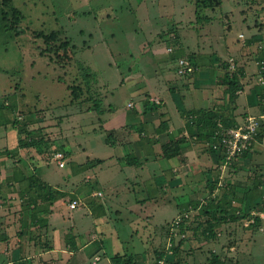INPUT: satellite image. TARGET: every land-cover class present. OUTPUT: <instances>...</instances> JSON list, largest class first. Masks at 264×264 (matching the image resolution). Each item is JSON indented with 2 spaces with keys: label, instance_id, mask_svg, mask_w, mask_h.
<instances>
[{
  "label": "rangeland",
  "instance_id": "1",
  "mask_svg": "<svg viewBox=\"0 0 264 264\" xmlns=\"http://www.w3.org/2000/svg\"><path fill=\"white\" fill-rule=\"evenodd\" d=\"M7 2L0 0V112L9 115L12 107L14 115L11 118L22 121L26 116L29 117L32 123L30 122L28 129L34 141L39 142L34 155L25 156L27 160L36 159V162L28 163L29 174L42 178L66 195L57 200L59 206L55 211L52 205L49 206V212L44 214L46 223L37 229L30 223L31 211L21 210L23 206L18 196L21 188L14 186V197L9 196L7 191H0V199L4 201L0 203V220L6 218L13 225L11 232L14 231V236L18 233L20 235L19 245L22 251L19 259L14 260L15 264H111L110 256L115 253H134L138 256V264H152L159 252L169 245L167 227L170 222L187 213L188 218L184 221L186 231L182 234L178 233L179 230L172 231L175 242L181 239L173 264H264V223L261 224L264 213L259 225L247 226L245 220L250 215H245L241 220L219 226L215 239L208 240L202 233L206 226L204 221L207 220L202 214L213 194L217 195V201L224 196L223 190L226 191V198L233 201L230 208L232 215L236 216L238 211L243 212L248 207L242 196L244 188L239 185L246 176L257 174L258 169L251 165V168L247 165L245 167L240 162L242 157L219 169L210 157L213 163L210 166L211 172L205 167L203 172L206 176L203 181L197 178L194 182H186L187 184L176 179L178 171L173 172L176 175L171 172L173 175L167 173L161 177L160 170L171 169L173 159H162L159 165L153 163L155 167L150 170L152 179L157 181L156 186L161 191L158 194L162 198L167 193L165 195L168 202L158 209V213L153 214L156 216L151 222L140 220V223L133 220L135 216L131 215L129 208L135 202V197H141L142 184L135 188V193L131 192L125 197L121 193L126 185L117 179L116 165L109 184L104 177L111 169L102 170L100 182L94 184L87 176L89 173L80 168L89 157H100L106 159L104 169L114 164L106 156L117 155L119 152L122 155V148L110 147L104 142L110 134L114 136L113 132L101 129L114 115L108 114L109 108L110 111L114 109V116L118 119L120 113L129 109L128 101L131 98L136 102L140 101V94L146 92L145 86L154 92H150V95L165 93L166 81L174 76L168 72L171 61L166 56V49L169 47L172 52L174 47L179 48L185 42L190 51L202 49L207 57L216 48L219 52L222 51V56H227L228 60L232 58L243 69L244 90L253 86L254 82L256 84V76L252 77V74L256 71L255 51L260 42L257 39H264V0H12L18 14L23 15L18 26L25 32L18 36L13 33L9 22L15 14ZM53 30L59 31L57 43L69 40L74 54L71 61L58 64L55 56L44 52L41 34H49ZM240 35L245 39L243 42ZM250 38L253 41L249 42ZM224 39L230 47L227 55L223 54L222 49L225 48ZM152 46L157 47L160 54L158 58H155L158 54L152 55ZM208 60L209 58L204 61ZM81 65L89 68V74H95L88 89L78 68ZM220 68L208 63L202 64L198 71L186 75L190 79L185 80L190 85L193 81L201 80L198 83L202 86L205 82L215 83V79L220 82L224 73ZM58 79H64L65 83ZM76 84L82 86L79 87V94L83 97L79 102L71 101L73 97L68 89L77 86ZM181 94L177 92L175 95ZM244 97H241L239 107L236 102L231 107L226 100L227 105L220 110L228 114L231 108L233 111L238 108L236 121H243V113L247 109ZM90 100H95L98 104L94 105ZM139 103L140 108L145 104L142 101ZM149 104L157 105L153 109L156 112L150 116L156 120L162 114L160 111H163L162 100L153 99ZM174 105L171 107L175 110L184 109L178 104L177 108ZM132 106L133 103L130 104ZM196 106L204 105L196 103ZM97 108L101 109L100 113L96 111ZM247 111L251 114L258 113L251 108ZM185 121L188 125L190 119ZM12 135L15 140L10 142V146L18 143V138L27 136L26 133L18 135L14 129ZM115 138L119 140L118 133ZM188 139L196 142V137L189 135ZM209 144L210 142L204 141L201 145L206 147ZM153 146L155 151L162 149L155 144ZM5 151L7 150L1 146L0 156ZM56 152H63L64 167H59L52 159ZM140 160L142 163L145 161L142 157L138 162ZM72 161L77 163L75 167L72 166ZM10 165L1 166V171L6 173L7 170H13ZM118 167L120 169L123 164L118 163ZM70 170L75 173L73 176L70 175ZM217 172L219 178L216 176ZM208 176L209 182L216 179L217 184L220 182L218 191L210 192L209 185H206ZM118 177L135 181L137 176L131 169H127L118 174ZM0 184L7 183L0 181ZM127 185L131 187L130 184ZM129 187L126 186L125 189ZM91 190L95 193L92 192L89 197H95L96 192L101 191L100 198L107 203L109 227L99 220H93L83 207L89 204L87 201ZM193 190L198 195L192 198L193 204H188V196L194 194ZM256 196L254 202L264 200L263 197L259 199L258 194ZM72 200L78 202L75 208L69 206ZM37 204L39 209L47 205L41 199ZM256 204L251 211L261 212L264 205ZM132 209L141 218L150 216L149 207L137 204ZM257 218L260 217L257 215ZM79 219L84 223L79 222L74 227ZM194 228L196 234H193ZM70 232L75 235L77 252L67 244V234ZM97 239L101 240L100 245L94 242ZM49 246L53 251L47 252ZM22 252L24 255H21ZM214 256L218 263L213 262Z\"/></svg>",
  "mask_w": 264,
  "mask_h": 264
},
{
  "label": "crops",
  "instance_id": "2",
  "mask_svg": "<svg viewBox=\"0 0 264 264\" xmlns=\"http://www.w3.org/2000/svg\"><path fill=\"white\" fill-rule=\"evenodd\" d=\"M224 40H225V48L224 47L222 48L224 50L223 54L227 55L228 53H230V47L228 45V41L226 39ZM182 45L183 46L179 48L174 47L172 52H170L171 50L169 51L171 47H169V49L168 48L166 49L167 50L166 56L168 60L171 61V66L169 67L168 72L173 73L174 76L171 78V80L166 81L167 90L165 87L164 88L165 93H163L162 95H160L159 93L150 95L151 91L149 90V88L147 89V86H145L146 92H144L143 94H140L142 97L140 101L144 103L147 101L151 102V100L153 99L162 100L161 108H163V111H160V114L161 113L162 114L158 117L160 118V121H158V118L155 120L150 117L152 113L154 114L156 112V111H149L148 106L151 104L149 103H148L149 105L144 104L143 107L140 108L139 107L140 101L136 102L132 98L128 101L129 109H126V112L120 113V116L118 119H116V117L114 116L115 115L114 109L110 111V108H109L108 114H114V115L111 116L109 120H107V123L104 124L101 127V129L105 130L106 132L107 131L113 132L114 136L111 135V137L106 138L104 142L110 147L113 146L119 149L122 148L123 149L122 155L119 152L117 155L112 154V155L106 156V157H109L111 159L110 161H113L114 164L104 169H103V166L105 165L104 161L106 159L100 158V157H89L87 160L102 159L103 160L102 163L93 165V166H88V167H84V166L80 167L82 168V170L89 173L90 176L89 175L87 176L88 178L89 177L91 178L90 179L91 182L94 181V184L100 182L99 179H101L100 173L102 170L111 169L106 173V176L104 177L106 182L109 184L110 178L114 174V166L116 165L117 168L115 170V173L117 174V179H119V181H122L124 183V186L126 185L127 187H129L127 184L131 185V187H129V189L127 190L125 189L126 186L125 188H123V192L121 194L125 195V197H127V195H129L131 192L135 193V188H137L138 186L142 184L143 186H141V191H142L141 197L140 198L135 197V202H133V205L131 206V208H129V212L131 213V215L135 216L133 220L136 223L137 222L140 223V220H145L143 222H146V221L151 222L156 216L153 214L155 212L158 213V209L163 207L164 203L166 205L168 202L167 200L168 198L165 195L167 193L165 194L161 193L163 194V198H162V196L158 194V192H161V191H159L156 186L157 181L152 179L153 177L152 171L150 170H152L155 167V166L153 167V163L155 165L156 163L157 165H159V162H161L162 159H173V166L171 167V169L169 170L161 169L160 170L162 171L161 177L167 173H170L171 175H173L174 173H177L178 171L177 174L179 176L176 174L174 175L178 177L176 178L177 180L181 179V181L183 182L182 184H184L186 182L187 183L194 182V180L197 178H200L203 181L204 176H206L205 172H203L204 168L206 167L207 171L211 172L210 166L213 164L211 159L213 160V162H215L214 157L208 154L205 146L201 145L204 141L196 140V142L193 143L192 140L188 139L189 126L186 125L184 121L186 120L185 119L186 112L190 110H195V109H200V108L220 110V108H225L226 106L225 86L220 84L216 79L214 81L215 83L205 82L204 86L198 83V82H201V80L193 81V83L191 84L192 86H191L185 80V79H190V78L186 77V75L183 76L177 73L176 61L180 58H188L196 67H200V65L202 64L206 65L207 63L209 65H212L213 67H217L221 62L227 61L228 58L227 56H222L221 55L222 51L219 52V50H217L216 48H214L212 51V54L208 55L207 57V54L204 53L202 49L201 50L198 49V51L196 50L190 51L189 46L185 42H182ZM152 48H153V51H151L152 55L158 54L155 57V58H158L160 54L157 51V47L152 46ZM162 53L165 54L164 51ZM207 58H209V60L204 61ZM200 75H202V72H200ZM131 78H133V76H131ZM254 85H256L255 82H254ZM253 86H249L248 88L246 87V90H244L245 86L243 87L242 92L239 93L238 98L236 99L237 107H239L241 97L245 96L244 103L247 106V109L251 108V109H256L258 111L257 114H251L246 109L243 113L245 118L248 116L259 117L260 122L261 124H263V127H264V114H262L261 112L262 108H264V105L263 106L257 105L255 96L258 93L255 94L257 90L252 89ZM195 88H197V90ZM194 89L196 90L195 92H194ZM177 92L182 93V94L180 96H177L175 95L177 94ZM151 93H154V92H151ZM196 93H199V94L197 95ZM241 95H244V96H241ZM82 97L83 96H81L78 102L82 99ZM71 101H74V100L72 99ZM131 103H133L132 107H130ZM196 103L203 104L204 106H196ZM172 104L173 105L175 104L174 105L175 108H177L176 104H178L182 106V108L184 109L180 111L178 109L175 110L174 108L171 107ZM237 111H238V108H236L234 111L230 110L228 115L236 119L235 115L237 114ZM11 115H12V111L10 112L9 115L6 112H0V129H2L0 130V147L3 146L4 150H7L3 152L2 155L0 156V167L5 164L10 165L9 163H11L12 165L10 166L13 167V170L12 169L7 170L6 173H3L0 169V179H2L0 181L1 183L2 181H6L7 183L5 185L0 184V191L1 192L7 191L9 196L14 197V195H16L14 194L15 193L14 186L17 185L18 187L21 188V185L23 184V183L18 182L20 174L23 173L25 176L30 175L28 163L36 162V159L31 158L33 160H27L25 156L26 154H28L29 156H33L36 148L35 147H20L19 143H13V145L10 146V142L12 140H15V137L12 135L13 128L9 124L10 121L13 120V118L10 117ZM182 119H185V120H182ZM135 120H137V122H135ZM135 132H136V136H135ZM117 133L119 137L118 141L115 140L116 139L115 135ZM10 134L12 136H10ZM170 141L175 142V145L173 146V148L177 150V156H174L172 158H167L162 155V149H159V151L154 150V146H153L154 144L155 146H159L160 148H162V145L164 143L170 142ZM124 148H126V150ZM128 155L136 156L138 159L142 157L145 159V161L142 163L140 160V162H137V164L132 165V166L124 165L123 164L124 157ZM240 162H243L245 164V167L247 165L248 168H251L250 167L251 165V166L257 167L258 169L257 174H254L252 177L246 176L244 178L245 180L241 182V184L239 185L241 188H244L242 192V196L245 198L244 202L245 201L249 202L246 199V197L249 196L250 194H254V195L258 194L261 198L264 197V135H263L262 140L257 142V145L254 147L253 151H251L246 157L240 158ZM71 163L73 167H75L77 164L75 163V161H72ZM118 163H122L123 167H120L119 169ZM215 164L217 165V163ZM215 167L214 169H216ZM127 169H131V171L134 172L135 176H137L135 177L136 179L135 181L128 179V178L121 179L122 177L121 178L118 177V174H122V172L124 170L126 171ZM171 172L172 173L174 172V173L172 174ZM218 173L219 172H217L216 176H218L219 178ZM74 174L75 173L72 170H70V175L73 176ZM161 177H160V180H161ZM41 180L43 179L41 178ZM146 180H147V183L145 182ZM206 181H207L206 185H209V181H210L209 176H208V179H206ZM237 183H239V181H237ZM4 186L6 189H4ZM92 190H94V188ZM92 190L89 191L90 192L89 195L87 194L88 195L87 202L89 204H86L83 207L86 209V212L88 211V214L91 215L93 220L95 221L99 220L102 224H107L106 226L109 227L110 221L108 220V217H107L108 212H109L107 203L105 199L102 201L101 198L99 199V198L89 197L90 194L94 192ZM193 191H195L193 192L194 194H189L188 196L189 197V199L187 200L188 204H193L194 201H191L192 198L198 195V192L196 190H193ZM0 201L4 203V201H2L1 199ZM58 202L59 201L52 204L51 206L53 207L54 211H55V208L59 206ZM125 202H126V199L123 203L125 204ZM90 204L93 205L94 208H91ZM137 204H140V206L142 207L143 206L149 207L150 209H148V211L150 212L149 213L150 216L146 215L144 218H141L140 216H136L137 211L132 209V207L137 206ZM176 206L178 207V204H176ZM54 217L56 216L54 215ZM79 222L84 223L82 220L79 219L78 222L75 223V225L73 226L75 227L77 224H79ZM263 223L264 221H262L261 224L263 225ZM12 227L13 225L9 224V221L6 218H4L3 220H0V261H3L1 264H15L14 260L19 259V253L22 251L19 245L21 241L20 235L18 233L16 234V236H14L15 235L14 231L13 233L11 232ZM36 228L39 229L38 227ZM72 231H75L74 228H72ZM98 240L99 239L94 240V242H98ZM49 248H52V247L49 246L47 248V252L53 251L52 249H49ZM75 250L77 252L78 249H75ZM21 255H24L23 252L21 253Z\"/></svg>",
  "mask_w": 264,
  "mask_h": 264
},
{
  "label": "trees",
  "instance_id": "3",
  "mask_svg": "<svg viewBox=\"0 0 264 264\" xmlns=\"http://www.w3.org/2000/svg\"><path fill=\"white\" fill-rule=\"evenodd\" d=\"M7 1H8L7 5H9L8 7L11 8V11L15 14V16L11 17L9 22L12 24L11 28H12L13 33L18 36V35L25 32L23 28L18 26L19 19L23 15L18 14L19 11L13 5L12 0H7ZM208 4H211V3L208 2ZM41 37L43 38V42L45 45V47L43 49L44 52L52 54L53 56H55L56 63L63 64V63H66L68 61H71L74 58V54L72 53V47L69 44V40L65 39V40L57 43V41L59 40V38H58L59 37V31L53 30L49 34H41ZM251 39L252 38L249 39L250 40L249 42L253 41ZM257 40L260 41L259 43H261V41H264V39H261V38L257 39ZM256 55L260 56L261 58H264V51L259 52ZM218 66L224 70V73H223L222 78L220 80L221 82H219V83L225 86V94H226L227 104H231L232 105L231 107H233L235 102H236V99L238 98L239 93L242 92V89L244 87L243 82H242V78L244 76L243 69L240 66H237L236 63H234V66H235L234 69L230 70L228 60L221 62ZM194 67H195V65H194ZM78 68H79V71L81 73L83 83L85 84V87L88 89V86H90V82L93 81L92 77L95 74L94 73L89 74L91 72H90L89 68L87 69L86 66L81 65ZM195 68H196V70H195V72H196V71H198V69L200 67H195ZM256 75H257L256 71H254L252 77H254ZM58 81L65 83L64 79H58ZM76 85L77 86L68 87V89L71 90V96L73 97L72 99L74 101L79 100L82 96V94H79V93H81V88H79V87H82V86L80 84H76ZM259 88L260 87L257 85H254L252 87V89L257 90L255 92V94L258 93L255 96L257 105L263 106L264 105V89H262V88L259 89ZM258 89H259V91H258ZM89 99H87V100H89ZM90 101L92 102V100H90ZM93 101L94 102H92V103L94 105L98 104V103H96L97 101H95V100H93ZM148 103H149V101L145 102V104H148ZM156 107H157V105L153 104L152 106L149 105L148 109H149V111H153V109H155ZM235 107H236V105H235ZM1 108L2 107H0V109ZM11 109H12L11 110L12 114L14 115V109L12 107H11ZM232 109L233 108H231V111H233ZM96 111L100 113L101 109L97 108ZM261 112H262V114H264V108H262ZM228 114H229V112H228ZM228 114L223 113L220 110L202 109V108L190 110V111L186 112V114H185V118L190 119V122L188 124L189 135L192 137H196V140L210 142V144L208 146H206L205 148H206V151L214 157L215 163H217L216 168H218V169H219L220 165L222 164L224 158H223L220 151L215 150L211 147V142L217 141L216 133L218 132V127H217L218 122H220L223 127H230V126L236 125V119L234 117H230V115H228ZM30 122H31V120L29 119L28 116L23 118L22 121H20L18 118L14 117L13 120L10 121L9 124L11 125V127L13 129H15L17 131L18 135L20 134V136H21L23 133H26V135H27L26 138L25 137L24 138H22V137L18 138V143H19L20 147H33L34 146L37 149V147H38L37 145L39 144V142H35L34 139L32 138V133L28 129V125H30ZM263 135H264V127H263V124H261V122H260L258 135H257V142L262 140ZM110 137H111V134L107 138H110ZM174 145H175L174 141L164 143L162 145V155L164 157H167V158H172L174 156H177V150H175V148H173ZM250 152L244 153L241 157H246ZM236 160L237 159L233 160L232 164ZM102 162H103L102 159H93V160L90 159V160H86L84 162V164H82V166L88 167V166L100 164ZM123 162H124L123 163L124 165L132 166V165L137 164L138 159L135 158L134 156L128 155V156L124 157ZM18 182L23 183L21 185V190H19V192H18V196L21 199V204L23 206L21 210L27 211L29 209L31 211V213H30L31 214V221H30L31 225L41 228L40 225H42V224L44 225V223H46V219L44 218V214H47V212H49V210H48L49 206H51L52 203L57 201L59 198H62L66 195H65V193L53 188L50 184L41 180V178L39 179L38 177H35L33 174H30L28 176H25L23 173L20 174ZM209 190H210V192H213V193L218 191L217 179L215 181L209 182ZM32 192H33V194H31ZM223 194L225 197L222 196L217 201H216L217 195L213 194V196H212L213 198L205 206V211L202 214V216L206 217V219H207L204 221L206 226L202 230V233H203V235L206 236V238H209L208 240H212V239H215L217 237L216 229L219 226H221L223 224L232 223V222L241 220L244 217H246L247 215L249 216L251 210H253L255 207V203H257L256 206L257 205L258 206L264 205L263 199H261L260 202L259 201L254 202V200L257 196L254 194H250L249 196L246 197V199L249 201L246 203L247 204L246 206H248V207L244 208L243 212L241 210H240V212L238 211L237 215L235 216L234 214L232 215L230 212V211H232L230 209L232 206V203H233L232 199L226 198L227 196L225 194H227V193L224 190H223ZM100 197H101V195L95 196L92 198H99L100 199ZM231 197L233 199H236L235 195H233ZM260 198L261 197L259 196V199ZM40 199H41V201L45 202L47 205H46V207L43 206L39 209L37 201L40 202ZM240 202H242L241 199H240ZM242 204H244V203L242 202ZM90 207L94 208L93 205H91V204H90ZM262 208H264V206ZM245 210H247V212H246L247 214L245 213ZM254 218L256 219L255 223L251 224V226H249V227H252V225H259L260 224L261 219L257 218V216H254ZM44 220H45V222H44ZM184 221L185 220H182L179 223V225L177 226V228H174V223L170 222V224L167 227V231L169 232L168 236H169V240H170L169 245L166 246V248H164L162 251L159 252V254L156 256V258L154 259L152 264H173V261L176 258L178 249L180 247L181 239L178 240L177 242H175V239L173 236L174 234L172 231L174 229L179 230V232H178L179 234H182V232H185L187 225H185ZM193 234H196L195 228H194ZM67 236H68L67 244L70 245L69 247H71L72 250L77 249L76 244H75V240H74L75 235L73 234V232H70V234H67ZM95 243H98V245H100L99 243H101V240L99 239L98 242H95ZM49 249H51V248H49ZM137 259L138 258L136 256V254H134V253H130L128 255H127V253H123V254L115 253L114 255L110 256L111 264H138ZM213 262L218 263V259L215 256L213 257Z\"/></svg>",
  "mask_w": 264,
  "mask_h": 264
},
{
  "label": "built area",
  "instance_id": "4",
  "mask_svg": "<svg viewBox=\"0 0 264 264\" xmlns=\"http://www.w3.org/2000/svg\"><path fill=\"white\" fill-rule=\"evenodd\" d=\"M239 38L243 42L245 39L243 35ZM256 54L264 51V41H261L257 45ZM255 54V66H256V85L264 89V58L257 56ZM229 61V69H234L233 59ZM177 73L180 75H189L195 72L196 68L193 63L188 58H180L177 60ZM156 103H159L156 101ZM260 126V118L256 116H248L243 121L237 122L236 125L230 127H223L220 122L217 123L218 132L216 133L217 141L211 142V147L215 150L221 152L223 156L222 167L227 166L233 162V160L240 158L244 153L253 150L255 144L257 143V135ZM52 159L57 163L59 167H64L65 156L63 152H56L53 154ZM95 193V192H94ZM93 193V194H94ZM96 196H100V192H96ZM78 204L77 200H72L69 204L70 208H75ZM264 208L261 212H250V217L246 219L247 226L255 223L256 219L254 216H259L260 219L263 218ZM188 214V213H187ZM187 214L179 216L174 223V228H177L182 220L188 218Z\"/></svg>",
  "mask_w": 264,
  "mask_h": 264
}]
</instances>
